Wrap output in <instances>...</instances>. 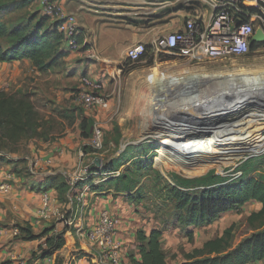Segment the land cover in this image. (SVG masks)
<instances>
[{
	"label": "rangeland",
	"instance_id": "obj_1",
	"mask_svg": "<svg viewBox=\"0 0 264 264\" xmlns=\"http://www.w3.org/2000/svg\"><path fill=\"white\" fill-rule=\"evenodd\" d=\"M129 1L132 2L127 6L129 12L135 13L148 10L151 15H149V18L154 19L158 17L163 19L172 10L178 8L177 4L183 6V3H186V0ZM187 2L189 3L186 4L190 5L204 4L201 6L208 8L211 0H187ZM79 3L84 4V1L81 0ZM2 4L0 2V18L7 23H26L32 15L37 16V20L47 17L39 8V0L32 2L27 10H18L14 7L7 14H1L3 13ZM99 6L97 10H99L98 12H104L102 16L104 22L115 23L118 6L120 8L122 5L117 6L116 0H101ZM101 6L106 7V9L103 11ZM187 9L191 10L190 7ZM51 24V21H49L47 27ZM165 30L159 29L161 31L159 37L176 31L178 28ZM4 43L2 42V44ZM151 46L149 45L148 48ZM251 68H255L253 72H247V69ZM114 72L117 74L116 70ZM132 72L134 74H131ZM185 72H189L187 76L193 79L192 83L183 82L181 79L173 84H159L152 81V78L157 74L182 77ZM256 75L264 78V43L257 45V49L247 57L220 62H205L201 65L189 64L183 60L168 58L164 55L146 56L142 62L135 65H128L126 62L123 72L119 76H114L115 79H111L109 85L112 89L104 91L103 88L102 93L110 100V109L106 112L95 113V115L101 113L102 121H100V125L104 131V147L101 152V160L103 166L113 164V170L108 173L119 172L118 177H120L131 168L134 162L148 160L153 157V170L158 172L160 177L151 174L141 181L144 201L140 205L136 203L128 204L125 197L107 193L105 189L101 192L102 195L96 196L93 194L95 191L91 190L88 185L89 180H87L85 184L90 188L88 193L89 203H92L96 197H105L109 194L114 200L118 199L120 202L127 203L131 208V214L137 216V221L143 224L139 230L148 233L150 229L155 227L163 231V247L170 264L175 262L178 264L184 261L188 253L201 248L207 240L222 236L224 231L232 225L235 227L232 244L234 247L239 245L253 233L254 229L247 220L252 213L261 209V205L254 202L249 203L223 216L210 227L199 230L194 229V237L191 240L187 237L186 231L177 225V213L172 205L170 203L164 204L165 194L163 188L165 184L177 185L179 180H197L210 175L221 178L224 183L238 182L247 179L249 176H261L264 172V166H260L259 162H256L264 158V138L262 134L264 132V118L256 116H250L244 120L242 118L248 114L264 111V105L262 106L263 110L252 106L244 107L241 114H238L239 116H232L226 121L219 122L218 125L225 126V123L228 124L226 125L228 128L225 129L205 134L200 131L199 135L191 136L188 139L182 132L190 123L185 113L193 118L201 113L208 112L211 108L220 107L231 101L226 98L219 99L216 102L209 101L210 98L208 99V97H212L213 93L215 94L214 90L222 87L221 83ZM210 77L211 80L208 79ZM64 84H67L66 81ZM8 89L10 88L7 87ZM17 91V89H12L8 92ZM23 92L32 94L30 89ZM259 92L260 90L253 91L251 98L263 101L264 104V93L260 94ZM248 95L247 90L242 97ZM32 96L41 116L52 114L51 120L47 124V130L49 131L44 130L46 131L44 134L48 137L51 133L61 134V126L53 119V116L56 115V109L53 105L49 110H42L37 103L36 96L34 94ZM199 98L203 99L202 103H200ZM75 108L77 113L78 110L79 113L83 111L79 106ZM217 122L218 120H214L212 123ZM92 130L93 128L90 127L88 131L90 136ZM86 146L89 147L88 141L80 145L78 152ZM22 156L35 158L28 152H24ZM180 161L186 163V170L180 167ZM5 164L3 165L5 166ZM3 169H6V166ZM24 176L28 178L26 174ZM53 178H56L53 181L59 185L66 184V180L61 175ZM103 178L100 177L99 183L93 185L105 184L107 179ZM161 178L163 183H156ZM64 191L66 192V188ZM63 200V203L66 204L67 192ZM62 210L59 221H61V216L65 214L66 207L64 206ZM73 242V244H76L75 240ZM58 255L67 261L65 257ZM125 261L126 256L123 253L121 264H125Z\"/></svg>",
	"mask_w": 264,
	"mask_h": 264
},
{
	"label": "crops",
	"instance_id": "obj_2",
	"mask_svg": "<svg viewBox=\"0 0 264 264\" xmlns=\"http://www.w3.org/2000/svg\"><path fill=\"white\" fill-rule=\"evenodd\" d=\"M57 1L76 16L80 27L81 49L70 51L66 44L61 43L62 53L67 54L65 68L63 71L52 74L40 73L29 60L1 63L0 91L8 92L17 89V92L24 93L26 89L32 90L42 110H49L53 105L56 109L53 119L61 126V134L51 133L47 142L41 139H25L19 148V153L14 155L31 153L34 157L41 159L43 169H48L47 166L51 164L50 169L53 170H74L79 163V147L87 141L81 138L80 120L77 116L73 121L64 116L71 114L75 107H81L75 98L81 79L87 77L101 82L104 91L111 90L109 83L111 79H115L114 76H119L120 68L126 63V53L129 48L137 44L152 45L159 38L161 33L159 29L171 30L175 27L180 29L186 19L197 16L207 17L210 7L201 6L204 4H186L189 3L186 0V3L182 2L183 6L177 4L178 8L172 10L163 19L160 17L154 19L149 18L148 10L129 12L127 6L132 3L129 0H116V5L122 6L120 8L118 6L117 14H115L116 24H109L103 20L104 12L97 10L101 0H83L84 4L79 3L81 0ZM189 7L191 10L187 9ZM101 9L104 11L106 7L101 6ZM50 21L52 23L50 30H52V27L56 25L52 19ZM60 82H62L61 85ZM7 87L10 89L7 90ZM51 116L50 113L42 117L48 120ZM84 116L92 119L96 117L102 121L101 113L95 115L84 111ZM5 166L6 169L3 170L6 172L19 168L15 165L5 164ZM5 166L3 165L2 168ZM17 171L19 175L12 192L8 195L0 194V264L7 262L10 264H55L53 258L34 259V254L45 245V239L27 242L13 236V228L27 224L31 226L35 235L53 227L54 231L51 235L65 233L68 239L72 242L75 240L82 249L90 250L86 237H79L67 231L64 224L59 221L62 209L65 206L67 211V205L59 201L58 183L53 181L56 178L44 177L47 170H42L45 171L43 175L35 178H24V169L19 168L15 172ZM44 193H47L52 200L49 214L41 212ZM93 194L100 196V193ZM127 203L129 204L128 201ZM127 203L120 202L118 199L114 200L110 194L105 197H96L87 208L86 224L94 226L103 210H109L116 215L119 218L116 242L121 247V254L125 253V264H130L128 258L130 255L134 254L139 259L136 239L143 224L137 221V216L131 214V208ZM154 229L159 228L153 227L148 233L143 231L149 234ZM188 231L195 233L193 228ZM69 253V249L58 252L66 260L69 258ZM78 264H89V262L83 259ZM167 264H170L168 257Z\"/></svg>",
	"mask_w": 264,
	"mask_h": 264
},
{
	"label": "trees",
	"instance_id": "obj_3",
	"mask_svg": "<svg viewBox=\"0 0 264 264\" xmlns=\"http://www.w3.org/2000/svg\"><path fill=\"white\" fill-rule=\"evenodd\" d=\"M34 1L0 0L3 3L1 14L9 13L14 7L18 10H27ZM37 18L32 15L26 23L17 24L7 23L0 18V62L29 60L37 71L45 75L63 71L67 54L61 51L62 37L56 26H53L52 30H50L51 25L47 27L49 18L42 17L39 20ZM2 42H5V45ZM78 42L80 44L79 38ZM251 49L256 50L257 45H252ZM75 116L80 120L81 138L88 141L92 136L88 131L90 127L93 128L94 120L85 117L84 110L80 113L78 110L77 113L76 108L64 117L73 121ZM50 120L51 118L46 120L40 115L32 94L0 91V151L17 154L25 139L49 141L50 137L44 134L46 132L44 130H47ZM82 150L87 154L91 151L87 146ZM256 163L264 166V158ZM179 165L186 170L185 162L180 161ZM113 168V164H109L103 166L101 171L108 173ZM96 172L100 173V170L96 169ZM17 174L19 175L18 171ZM151 174L160 177L159 173L153 170V157L134 162L120 177L108 178L105 184L94 186L92 179L88 184L92 185L91 190L100 195L105 189L107 193L123 196L129 203L140 205L144 201L141 181ZM262 175L264 172L261 176H249L247 179L232 183H224L221 178L210 175L197 180H179L177 185L165 184L164 204L172 205L177 213V225L186 231L187 237L191 240L194 233L188 231L190 228L199 230L210 227L223 216L252 202L262 206L258 212L248 217L247 221L254 231L239 245L234 247L232 244L235 228L232 225L222 236L210 239L201 248L188 253L182 264L264 263V176ZM157 182H162V178ZM65 188L67 192V183L58 184L61 203L64 202L66 195ZM17 227L20 229L19 238L23 241L45 239V245L34 254L35 260L54 258L55 264H78L80 260L85 259L89 264H100L96 253L82 249L77 243L73 244L74 242L68 239L65 233L51 235L54 231L53 227L38 235L34 234L29 224ZM136 240L139 259L134 254L130 255L128 257L130 264H167L168 256L163 249L162 230L154 229L149 234L140 230ZM64 249H69L70 252L67 261L58 255V252Z\"/></svg>",
	"mask_w": 264,
	"mask_h": 264
},
{
	"label": "built area",
	"instance_id": "obj_4",
	"mask_svg": "<svg viewBox=\"0 0 264 264\" xmlns=\"http://www.w3.org/2000/svg\"><path fill=\"white\" fill-rule=\"evenodd\" d=\"M39 7L45 16L55 22L62 43L66 44L70 51L81 49L82 46L78 42L80 27L76 16L57 0H39ZM209 7L210 13L207 17L197 16L187 19L182 28L159 37L150 48L145 44H137L129 48L126 53L128 65L138 64L146 56L159 55L195 65L249 56L256 31L262 29L264 32V0H211ZM123 69L124 66L120 68L119 75ZM103 88L101 82L84 77L75 94L76 101L86 112L92 114L106 112L110 109V100L102 93ZM263 112L254 114L259 115ZM93 120L92 136L88 140L91 151L88 154L83 150L78 152L79 163L74 170L43 169L42 161L37 157L15 156L0 151V194L8 195L12 192L18 175L15 171L19 168L24 169L28 178L40 177L45 172L42 170H47L44 177L61 175L68 186L67 211L61 216L65 229L79 237H86L90 251L98 255L100 264H121V247L116 242L119 218L109 210H103L94 226L86 224L89 207L88 192L91 186L98 184L100 177L108 179L120 175L119 172H96V169L101 171L103 168L101 152L104 147V131L100 121L96 117ZM262 134L264 138V132ZM97 160H100V166L96 165ZM4 163L19 168L17 167L15 171L10 168L11 170L6 172L1 167ZM50 165L47 168L51 167ZM90 179L93 183L88 184L89 188L85 183ZM51 206L50 196L44 193L41 212L49 214ZM12 234L14 237H19L20 229L13 228Z\"/></svg>",
	"mask_w": 264,
	"mask_h": 264
},
{
	"label": "bare ground",
	"instance_id": "obj_5",
	"mask_svg": "<svg viewBox=\"0 0 264 264\" xmlns=\"http://www.w3.org/2000/svg\"><path fill=\"white\" fill-rule=\"evenodd\" d=\"M262 67V66H260ZM255 68L247 69V72H253ZM189 72H185L182 77L175 76L170 77L163 74H157L152 78V81H156L157 83L161 84H173L177 80L181 79L183 82H189L192 83V78H189L187 76ZM211 80V77L208 78ZM241 80H235L231 81L228 80L227 83H221L222 87H220L218 90H214L215 94L213 93V96L217 95L215 98H212L211 96L209 101H218L219 99L226 98L228 103H225L221 105L220 107L211 108L208 112L201 113L197 116L189 117L188 114L185 113V116L190 120V123H188L187 127L182 131L183 135L188 139L191 136L199 135L200 131H202V134L205 133H212L217 130L228 128L225 123V126L218 125L219 122L226 121L229 117L232 116H239L238 114H241L244 107L252 106L256 109H262V106L264 105L259 100H255L251 98V93L255 90H260V94L264 93V78H260L259 76H250V77H241ZM164 87V86H163ZM248 90V96L242 97L244 93H246ZM231 93V95H229ZM205 98V97H204ZM200 103L203 101L202 98H199ZM204 103V102H203ZM201 105V104H200ZM245 112V111H244ZM184 115V114H183ZM250 116H256L264 118L263 113L259 115H255L254 113L248 114L247 116H243V120ZM214 120H218L217 123H212ZM205 131V132H204Z\"/></svg>",
	"mask_w": 264,
	"mask_h": 264
},
{
	"label": "water",
	"instance_id": "obj_6",
	"mask_svg": "<svg viewBox=\"0 0 264 264\" xmlns=\"http://www.w3.org/2000/svg\"><path fill=\"white\" fill-rule=\"evenodd\" d=\"M261 43H264V32H263L262 29H258L256 31V34L253 36L252 45H254V44L259 45ZM96 165L97 166H100L101 165L100 160H97Z\"/></svg>",
	"mask_w": 264,
	"mask_h": 264
},
{
	"label": "flooded vegetation",
	"instance_id": "obj_7",
	"mask_svg": "<svg viewBox=\"0 0 264 264\" xmlns=\"http://www.w3.org/2000/svg\"><path fill=\"white\" fill-rule=\"evenodd\" d=\"M254 46H256V45L254 44Z\"/></svg>",
	"mask_w": 264,
	"mask_h": 264
}]
</instances>
